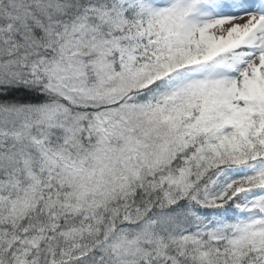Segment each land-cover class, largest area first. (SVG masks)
I'll list each match as a JSON object with an SVG mask.
<instances>
[{"label": "snow or ice", "instance_id": "1", "mask_svg": "<svg viewBox=\"0 0 264 264\" xmlns=\"http://www.w3.org/2000/svg\"><path fill=\"white\" fill-rule=\"evenodd\" d=\"M0 264H264V0H0Z\"/></svg>", "mask_w": 264, "mask_h": 264}]
</instances>
